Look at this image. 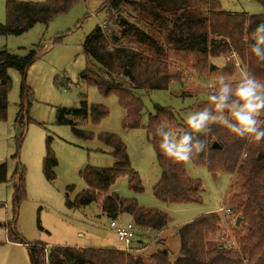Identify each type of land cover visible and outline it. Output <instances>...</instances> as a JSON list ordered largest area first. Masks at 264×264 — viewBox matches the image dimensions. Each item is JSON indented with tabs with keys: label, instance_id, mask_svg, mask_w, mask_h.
Instances as JSON below:
<instances>
[{
	"label": "trees",
	"instance_id": "trees-1",
	"mask_svg": "<svg viewBox=\"0 0 264 264\" xmlns=\"http://www.w3.org/2000/svg\"><path fill=\"white\" fill-rule=\"evenodd\" d=\"M81 1L85 0H45L42 3L8 0L6 23L0 24V36H18L38 24L48 25ZM259 2L264 7V0ZM102 9L107 10L109 21L117 29L106 23V27L98 28L87 38L84 46L87 67L81 80L95 87L102 97L115 96L118 99L125 112V130L141 128L144 107L135 91H166L173 82L180 83L185 73L178 64L195 72L199 78H209L210 65L214 60L223 59V75L232 79L239 69L238 60L245 74L264 83V61L249 51L251 33L256 24L264 21V15L227 13L222 9L221 0H107ZM35 58L34 54L20 58L0 50V123L7 120L11 91L8 70L15 69L25 78ZM232 83L235 85L237 81ZM217 88L206 90L204 100L195 107L196 111L210 107L208 96ZM29 95V89L23 86L15 121L21 126L28 114L29 107L24 101ZM180 96L191 97L186 92ZM77 113L86 119L90 116L95 124L109 114L104 106L89 105L86 101H82ZM260 117L264 120V112ZM164 119L180 130L191 131L170 109L157 106L155 114L149 115L146 132L161 169L153 195L165 204L200 203L202 185L187 175L185 162L164 157L157 147L159 138L154 134L155 128ZM58 121L71 125L64 118ZM216 123L210 124L205 133L194 134L196 139L203 141L204 150L199 153L194 150L190 161L196 167H205L213 176L224 173L233 177L229 200L226 201L243 225L244 235L237 236V247L218 242L223 234V221L216 213L201 215L178 229L180 251L173 262L167 250L144 258L135 251L124 249H48L41 244L25 243L15 230L8 232L9 240L26 245L30 264H264V140L237 137L226 126ZM72 131L78 138L94 139L93 134L75 127ZM98 139L110 148L115 164L111 169L88 167L81 174L86 189L72 202L68 201V207L76 209L97 204L113 221L128 215L136 230L144 234L168 229L172 221L166 213L143 208L136 200L111 192L120 178H126L129 189L136 194L143 193V187L139 175L131 168L122 140L109 133L100 134ZM214 142L220 149H212ZM56 166L48 140L43 165L48 181L55 180L53 170ZM7 183L6 167L0 166V184ZM23 190L22 172L15 197L17 204L24 198Z\"/></svg>",
	"mask_w": 264,
	"mask_h": 264
},
{
	"label": "rangeland",
	"instance_id": "rangeland-1",
	"mask_svg": "<svg viewBox=\"0 0 264 264\" xmlns=\"http://www.w3.org/2000/svg\"><path fill=\"white\" fill-rule=\"evenodd\" d=\"M0 0V24L6 23V3ZM19 2L42 3L45 0H15ZM107 0H85L75 4L69 12L54 18L48 25L38 24L30 31L18 36H0V50L11 56L26 58L36 55L28 67L25 78L15 69L8 70L11 91L8 95L7 120L0 123V166L6 167L7 184H0V264H30L25 245L9 240V231L15 233L27 244H41L46 248L71 247L78 249L107 248L129 249L144 258L160 250L169 252L173 262L180 251L178 229L201 215L216 213L222 222L223 234L218 241L237 247L236 239L243 237V225L236 226V216L220 213L228 207V193L233 177L230 174L211 175L205 167H196L185 162L187 175L202 185L201 202L186 204H165L153 195V188L160 180L161 169L150 144L146 127L149 115L155 114L157 106L170 109L176 119L189 111H196V105L204 100L207 89L215 88L217 78L223 76L224 60H214L215 70L208 78H199L195 72L184 71L180 83L173 82L166 91H140L136 95L143 104L141 128L123 129L125 112L115 96L102 97L95 87L84 84L81 74L86 70L87 57L84 46L87 38L109 21L107 10L102 7ZM260 0H221L222 9L231 14L247 16L264 15ZM132 12V11H131ZM106 27V26H104ZM117 29V27H114ZM232 79L239 81L245 75L241 63ZM23 86L30 91L23 126L16 124L21 104ZM182 92L191 97H181ZM82 101L89 105H102L108 116L95 124L77 115ZM64 118L71 125L59 124ZM216 124L223 125L220 122ZM224 126V125H223ZM94 135L85 140L74 135L72 129ZM207 128L201 133H205ZM109 133L118 136L126 146L131 168L140 177L143 193L136 194L129 189L128 180L120 178L111 192L122 198L134 199L139 206L158 209L171 219L168 229L160 233L144 234L136 230V238L129 248L119 241L110 224L113 221L97 204L76 209L68 207L76 195L86 189L81 174L88 168H113L115 161L110 148L103 145L98 136ZM48 140L57 166L53 170L54 181H48L43 173ZM23 172V197L17 204L15 197ZM73 188V189H71ZM116 224H133L128 215H122ZM13 232L11 233V237Z\"/></svg>",
	"mask_w": 264,
	"mask_h": 264
},
{
	"label": "clouds",
	"instance_id": "clouds-1",
	"mask_svg": "<svg viewBox=\"0 0 264 264\" xmlns=\"http://www.w3.org/2000/svg\"><path fill=\"white\" fill-rule=\"evenodd\" d=\"M249 51L264 61V21L256 24L251 33ZM217 90L208 96L209 106L202 110L189 111L183 117L188 130H180L167 119L161 120L155 128L159 138L157 147L161 154L173 161H189L193 151L204 150V143L196 139L210 124L220 122L237 137H251L264 140V120L259 119L264 112V83L245 74L235 85L225 77L217 78ZM231 100L230 103L227 101Z\"/></svg>",
	"mask_w": 264,
	"mask_h": 264
},
{
	"label": "built area",
	"instance_id": "built-area-1",
	"mask_svg": "<svg viewBox=\"0 0 264 264\" xmlns=\"http://www.w3.org/2000/svg\"><path fill=\"white\" fill-rule=\"evenodd\" d=\"M104 26H106V22L104 23ZM259 119H261V117H259ZM220 213H222L223 216H230V215H232V209L223 208V209H221ZM110 226H111V228H113L115 230V232L119 238V241L124 243L125 247L129 248L136 238L135 226L132 225L131 223L124 225V226H119L116 224L115 221H112ZM126 250H129V249H126Z\"/></svg>",
	"mask_w": 264,
	"mask_h": 264
},
{
	"label": "water",
	"instance_id": "water-1",
	"mask_svg": "<svg viewBox=\"0 0 264 264\" xmlns=\"http://www.w3.org/2000/svg\"><path fill=\"white\" fill-rule=\"evenodd\" d=\"M214 70H215V66L213 64H211L210 65V72L213 73ZM212 149H214V150L220 149V146L216 142H214L212 144ZM240 222H241V218H237L236 223H235L236 226H239Z\"/></svg>",
	"mask_w": 264,
	"mask_h": 264
},
{
	"label": "crops",
	"instance_id": "crops-1",
	"mask_svg": "<svg viewBox=\"0 0 264 264\" xmlns=\"http://www.w3.org/2000/svg\"><path fill=\"white\" fill-rule=\"evenodd\" d=\"M18 244V243H17ZM26 246V245H25Z\"/></svg>",
	"mask_w": 264,
	"mask_h": 264
}]
</instances>
